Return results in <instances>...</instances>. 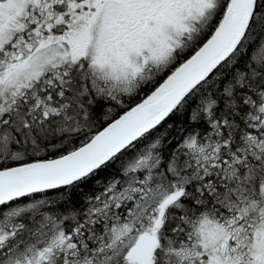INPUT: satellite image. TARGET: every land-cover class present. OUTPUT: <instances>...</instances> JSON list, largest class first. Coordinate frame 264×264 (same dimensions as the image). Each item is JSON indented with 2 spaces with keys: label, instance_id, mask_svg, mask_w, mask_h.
<instances>
[{
  "label": "snow or ice",
  "instance_id": "6c2138e0",
  "mask_svg": "<svg viewBox=\"0 0 264 264\" xmlns=\"http://www.w3.org/2000/svg\"><path fill=\"white\" fill-rule=\"evenodd\" d=\"M0 264H264V0H0Z\"/></svg>",
  "mask_w": 264,
  "mask_h": 264
}]
</instances>
